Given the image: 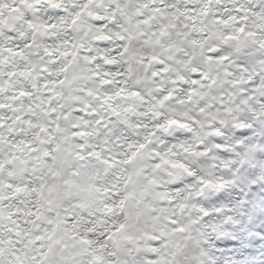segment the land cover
<instances>
[{
  "label": "snow or ice",
  "instance_id": "1",
  "mask_svg": "<svg viewBox=\"0 0 264 264\" xmlns=\"http://www.w3.org/2000/svg\"><path fill=\"white\" fill-rule=\"evenodd\" d=\"M0 264H264V0H0Z\"/></svg>",
  "mask_w": 264,
  "mask_h": 264
}]
</instances>
